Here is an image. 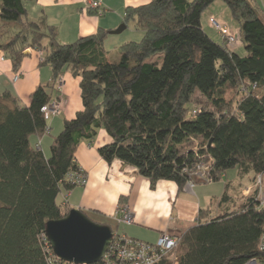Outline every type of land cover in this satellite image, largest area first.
Here are the masks:
<instances>
[{
  "label": "trees",
  "instance_id": "16d2710c",
  "mask_svg": "<svg viewBox=\"0 0 264 264\" xmlns=\"http://www.w3.org/2000/svg\"><path fill=\"white\" fill-rule=\"evenodd\" d=\"M31 1L0 0L4 57L16 71L24 51L34 49L52 73V83L38 86L28 105L0 95V264H68L53 255L45 225L71 210L56 198L75 187L67 176L79 172L77 147L92 145L100 130L111 141L98 148L99 157L134 168L151 189L170 181L181 191L197 172L203 184L234 169L240 178L251 176L246 196L224 194L223 210L208 219L200 210L198 224L155 264H174L173 257L176 264H264V205L254 187L264 175V9L253 0H147L124 11V25L134 21L141 40L121 45L110 61L106 31L60 44L52 27L28 20ZM216 1L238 28L243 55L203 29L201 18ZM9 25L16 32L2 41ZM65 73L79 79L82 109L63 122L46 157L32 138L49 134L42 109ZM196 94L205 105H194Z\"/></svg>",
  "mask_w": 264,
  "mask_h": 264
},
{
  "label": "crops",
  "instance_id": "0c3cea01",
  "mask_svg": "<svg viewBox=\"0 0 264 264\" xmlns=\"http://www.w3.org/2000/svg\"><path fill=\"white\" fill-rule=\"evenodd\" d=\"M92 1L101 3L103 14L86 10L84 0H34L26 2L25 8L30 22L43 21L53 28L58 43L69 44L78 38L96 34L99 29L108 34L109 31L115 30L118 24H124V11L127 7H137L148 2L122 0L120 7L114 6L112 0ZM253 1L264 9V0ZM213 9L209 17L228 27L237 39L236 45L230 48L243 55L244 48L238 40L237 26L227 19L216 18L217 15L212 13ZM113 10L116 11L114 19L109 13ZM108 36L109 34L106 39ZM24 54L26 56L22 59L19 69L14 71L12 62L0 51V95L8 92L22 105H28L29 96L38 86L52 83V73L49 67L40 64L37 50H25ZM15 76L17 79L14 81ZM60 78L63 81L61 91L51 93V103L61 101L62 111L58 116L48 119V135L40 140L32 138L34 146L39 141L40 150L46 157L49 156L51 139L60 132L63 122L73 119L82 109L79 79L73 78L70 73H65ZM110 141L107 134L100 130L92 145L82 142L77 147L76 164L86 176L87 183L85 186H75L69 191L61 190L56 202L71 210L82 211L93 222L110 227L113 234H120L129 239L154 245L163 235L179 237L198 224L200 210L207 211L204 219L215 216L224 208V205H220L224 194L230 199L240 201L246 196L251 185L250 175L240 178L236 172L235 179L226 181L222 190L214 195L207 192V188L213 187L214 183L197 182L191 188L184 186L179 191L173 182L158 181L155 188L151 189L149 181L137 175L134 168L117 160L107 164L99 157L98 148ZM120 199H123L122 204H125L131 217L129 224L120 222L123 215L119 211ZM120 225L124 227L122 232L116 231Z\"/></svg>",
  "mask_w": 264,
  "mask_h": 264
},
{
  "label": "built area",
  "instance_id": "2783aa9c",
  "mask_svg": "<svg viewBox=\"0 0 264 264\" xmlns=\"http://www.w3.org/2000/svg\"><path fill=\"white\" fill-rule=\"evenodd\" d=\"M84 6L86 10H95L101 7L99 1L84 0ZM208 25L210 28L217 31L227 41L228 47H233L237 43V39L232 35L228 27L219 22L213 17L208 19ZM39 55L41 53L39 52ZM17 76L14 77V81ZM62 79L59 78L56 81V88L60 92L62 88ZM46 118H50L55 115H59L62 111L61 101H54L42 109ZM196 177L203 179L202 172H197ZM67 180L72 182L75 186H84L87 183L86 176L82 172L70 173L67 176ZM190 184V183H187ZM258 189V200L264 205V175L256 176L255 185ZM249 190H247L248 193ZM122 217L120 222L129 224L131 217L126 210L121 211ZM176 248V237L163 235L156 244H146L133 239L124 238V236L117 237L113 234V240L108 248V251L102 258L105 260V264H155L164 254L174 250ZM260 250L264 251V235L260 242ZM56 258V257H55ZM56 260H58L56 258ZM60 262V260H58ZM174 264H176L175 257H173ZM246 264H262L257 263L254 260H250Z\"/></svg>",
  "mask_w": 264,
  "mask_h": 264
},
{
  "label": "water",
  "instance_id": "95a60500",
  "mask_svg": "<svg viewBox=\"0 0 264 264\" xmlns=\"http://www.w3.org/2000/svg\"><path fill=\"white\" fill-rule=\"evenodd\" d=\"M125 29L122 24L108 34L118 35ZM44 234L53 255L68 264L98 263L113 240L110 227L93 222L78 209L70 210L62 219L48 221Z\"/></svg>",
  "mask_w": 264,
  "mask_h": 264
},
{
  "label": "rangeland",
  "instance_id": "374dc122",
  "mask_svg": "<svg viewBox=\"0 0 264 264\" xmlns=\"http://www.w3.org/2000/svg\"><path fill=\"white\" fill-rule=\"evenodd\" d=\"M216 2L217 3L215 5H213V7H211L210 9H208L207 11L204 12V14H203V16L201 18V24H202L203 29L206 31V33L211 37V39L213 41L220 42L222 40L221 36L214 29L210 28L209 25H208V17H209V15L211 13V9L214 8L212 13L214 15H217V16H215L216 18L218 17V19H220V20H222L223 18L227 19L228 21H230L231 24L233 22L230 19V15H229V11H228L227 7L223 3H221L220 1H216ZM111 3L114 6H120L121 7L122 0H112ZM109 13L111 14L110 17L114 19L115 15H116V11L113 10V12H109ZM98 14L99 15L103 14V12L102 13L99 12ZM119 26H121V24H118V26H116L115 30ZM125 26H126V29L122 33H120L118 35H109L107 37V39L104 40V42H103V49L107 53L108 59L110 61H112L114 59V57H116V53L115 52L117 51V49L121 45H123L124 43H127V42H139L141 40V38H142V32L137 30L134 21H132V20L128 21L125 24ZM4 29H6L7 34L3 36V38H2L3 40L2 41L6 40V38H8L12 34H15V32H16L15 27L12 26V25L5 26ZM112 31H114V30H112ZM38 55H39V51H38ZM200 104L205 105V101L199 94H196V97L194 99V105H200ZM79 171L82 172L81 170H79ZM236 172H237L236 169L227 171V173L225 174V176L222 178V180L220 182L214 183L213 187H208L207 188V190H208L207 192L211 193L212 195H214V194L217 193V191H221L222 188H223V185H224V183H226V181L235 179ZM197 179H199V178L196 177V182L199 181ZM196 182L192 181V182H190V184H186L185 187L191 188ZM119 205H120V207H119V211L120 212L124 211V210L127 211V207L125 206V204H119ZM123 205H124V207H123ZM122 229L124 230V227H122L120 225L119 228L116 231L122 232ZM124 238H126V237H124Z\"/></svg>",
  "mask_w": 264,
  "mask_h": 264
}]
</instances>
